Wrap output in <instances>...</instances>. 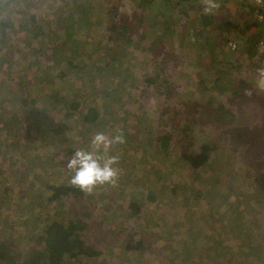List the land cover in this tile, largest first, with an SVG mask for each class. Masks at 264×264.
I'll use <instances>...</instances> for the list:
<instances>
[{
	"label": "rangeland",
	"instance_id": "obj_1",
	"mask_svg": "<svg viewBox=\"0 0 264 264\" xmlns=\"http://www.w3.org/2000/svg\"><path fill=\"white\" fill-rule=\"evenodd\" d=\"M72 1L0 0L2 15V8L14 5L6 28L10 27L9 38L17 39L12 49L0 43V78L2 63L9 55L36 49L37 40L29 41L27 29L19 27L23 11L33 15L35 22L39 20L36 27L42 29L53 14L59 22L65 20L59 12L65 14ZM87 1L97 5L90 14L84 8L76 16L81 23L72 31L75 47H68L72 41L61 44L75 55L81 69L72 66L65 78L63 73L57 77L59 61L54 60L48 70L46 62L41 71L34 66L28 70L34 78L43 74L52 81V89L70 96L76 87L81 100L101 103L110 112L74 133L77 128L70 132L64 121L55 127L47 111L39 110L41 120L26 129L14 116L9 118L10 105L0 108V239L9 245L15 261L38 244L35 236H24L28 231L39 233L42 224L32 213L27 214L28 207L35 205L38 193L48 192L49 183L63 180L66 161L76 148L87 147L91 136L103 131L124 137L111 150L119 157L117 183L97 186L88 193L89 199L77 208L72 205L84 219L91 218V239L105 249L95 263L264 264V90L256 87L257 70L264 68V47L260 46L264 21L253 18L248 1L219 0V13L211 14L217 21L195 39L189 28L197 29L202 17L189 6L200 7L199 0H186L184 5L170 0L173 7L159 10L158 1ZM120 31L133 40L119 42ZM24 33L26 40L19 41ZM252 34L259 39L253 47ZM231 40L237 41L236 48L229 46ZM113 56L118 59L115 75L109 68ZM154 72L159 73L155 78H160L159 91L150 85L145 89L140 83ZM12 75L19 79L17 68ZM133 77L137 79L132 89L122 86ZM99 84L102 92L110 90L107 102L98 94L88 96L89 88L99 89ZM120 87L121 91L131 90L122 93ZM37 95L31 92V97ZM56 96L51 91L46 98L57 100ZM80 109L78 106L77 111ZM63 117L70 116L65 112ZM141 121L146 126L139 139L146 138L153 123L152 136L158 130L170 133L169 153L155 155L133 144L131 139L138 134L135 127ZM203 143L210 146L204 164L193 168L180 158V152L197 151ZM131 201L140 204L138 213L132 212ZM51 208L44 207L38 216L47 217L54 211ZM125 238L145 245L126 250L120 240ZM111 239L113 243L107 247L105 241ZM251 241H258L256 248L248 244Z\"/></svg>",
	"mask_w": 264,
	"mask_h": 264
},
{
	"label": "trees",
	"instance_id": "obj_2",
	"mask_svg": "<svg viewBox=\"0 0 264 264\" xmlns=\"http://www.w3.org/2000/svg\"><path fill=\"white\" fill-rule=\"evenodd\" d=\"M155 1L160 2L158 10L166 5H171L172 7L174 6V4L169 2L170 0H148L147 4H152ZM185 2L186 0H178L177 3L184 5ZM96 5L97 2H88L87 0L78 2L77 0H73L72 3L66 5L68 11L65 14H62L61 11L59 12L61 18L66 17L65 20L62 21L61 19V22H59L56 15L53 14V16L49 18L50 20L48 23L42 26V29L40 27H36L39 20L35 22L33 15L28 14L25 10L23 11V15L19 17L21 19L19 21V27L24 26L25 29H27V33L29 34L27 39L29 41H31V38L32 40H37L36 43L33 44V47L36 45L37 50L35 49L32 53L27 52V49L24 51H14V54L9 55L10 57L2 63L4 70L2 71L3 76L0 78V108L2 109L6 105L11 106V109L8 112H11L12 114L9 115V118H13L14 116L17 123H21L24 128L26 127V129H28L27 125L32 127L37 121L41 120L42 117L40 111H47V113L51 114L53 117V121L55 120V127H57L58 124L63 123L61 121H64L67 123L70 132H74V128L76 127L77 130L74 132L76 133L91 127V124L103 117L106 112H110V110L108 111L107 106H102L101 103H99V105L90 104L84 99L81 100L80 96H77L76 94L78 93V89L76 87H74V91L73 93L71 92L72 95L70 96L64 91L52 89L50 86L52 81L48 79L45 80V77L42 76L43 74L37 75L36 72L37 76L34 78L31 71L28 70L32 69L34 66L36 70L41 71V69H43L44 62H46L44 66L47 67L46 70H48L51 68L54 60L59 61V66L55 68L56 72L59 74L57 77H61V73H63V77L65 78L67 69L69 70L72 66L81 69L78 63H75L74 61L76 60L75 55H71L67 50H65L68 49L67 46H61V44L66 41H72V45H68V47H75L73 44H75L77 40L73 37V32L76 27H80L81 23V18L78 19L76 16L79 13L84 12L82 10L84 8L87 9V14H90L95 9ZM13 7L14 5H11L9 9L2 8L4 15L0 13V43L3 42V44H5L4 46L9 49H12L11 44L17 40L9 38L11 37L8 31L10 27L6 28L10 22V14H12L11 11L13 10ZM191 8H194L195 15L198 18L202 17V21L199 23L197 29L195 27L189 28V34L193 30L194 36L192 37L196 39L197 37H195V35L200 36L202 32H204V29L211 26L213 20L216 22L218 18L216 19L215 15L204 14L201 11V7H198L195 4H191L189 9ZM162 24L164 25L167 23L164 21ZM151 25L154 27V21H152ZM163 25H161L160 28H163ZM212 27L215 26L213 25ZM196 30L197 33L195 32ZM27 33H24V36L20 38L19 41L26 40ZM122 34L123 36L120 40H118L119 42L133 40L130 35L128 36L126 33ZM215 38H218L217 34H215ZM250 40L251 47H253L259 39L256 35L252 34L250 35ZM57 47L59 48L57 49ZM55 49H57V51H55ZM1 52L2 51H0V53ZM213 58L214 56L212 54L211 61ZM117 61L118 59L113 56L111 62L109 63V68L114 71L111 75L116 74L115 63ZM215 62H218V60H215ZM22 67L25 69H22ZM8 68H17L19 79H16V77L12 75L15 69L12 71H6ZM132 76L133 75H131V77ZM156 77H159L158 72H154V76H146L140 79V83L144 84L145 89L148 85H150L159 91L158 88L161 85L160 78L155 79ZM32 79L36 82V86H32V88H30V86L34 83ZM134 79L137 78L133 77L130 84L122 86L131 88L134 83ZM240 80L245 82L244 79ZM230 81L233 82L232 79ZM85 87L89 88V86ZM98 87L99 89L96 90H94L93 87H90L88 96L93 98V95L98 94L101 95V97H104L105 102H107V98L110 97V90L102 92L101 88L103 85L99 84ZM131 89L121 91L120 87L119 91L127 93ZM33 91L38 93L36 97H31V92ZM51 91L57 95V100L46 98ZM111 105L114 107L113 102H111ZM54 106L57 108L56 111L53 109ZM78 106L81 108L79 111H77ZM65 112L68 113L70 117L63 120ZM54 113L57 115L55 116ZM49 114L47 115L48 118L50 116ZM60 114L61 118L58 117ZM145 126L146 124L141 121L139 126L135 127V131L138 134L131 139L133 144L135 146H140V150H147L155 155L163 156L166 153H169L170 148L172 147L170 133H162L158 130V134L152 136L156 130L154 129L156 128V124L153 123V127H150L147 131L146 138L139 139V134ZM209 148L210 146L207 143H203L199 146L197 151L180 152V158L182 157L187 164L195 168L196 166L202 165L206 162ZM158 158L162 157L158 156ZM55 172H57V170ZM70 175L71 173L67 171V174H64L63 180L49 183L48 192L46 190L44 193H38V196L34 198L35 205H37L36 207L35 205L29 206L30 202H27V205L29 206L28 211H26L27 214L32 213L35 220H42V224L41 231L39 233L31 235V232L28 231L24 234V236L26 235L29 238L35 236L38 244L27 250L26 256H24L21 260L18 259L15 261L11 251L8 249L9 245L2 240L3 238H1L0 264H100L95 262L105 254V249L99 244L93 243L94 240L91 239L92 225L89 220L91 218L84 219L77 209L75 210L72 206L74 205L77 208L83 200L86 198L89 199V195L87 192L82 191L80 188L70 183ZM7 189L8 186L5 187L4 191ZM172 191L175 190L172 189ZM147 193L150 198L154 197L152 191H148ZM48 206L52 207L51 211H54L49 212L47 217L41 218V216H38L40 213L37 214V212L44 207L48 208ZM129 206L132 207V212L135 213H138L141 209L140 204L138 205L135 201H131ZM84 214L87 215L86 212ZM94 217H96V215H94ZM108 230L111 231L114 236H119L114 231L110 229ZM120 240L123 242L124 249L126 250L138 249L140 247H144L145 245V243L141 240L137 242H131L130 238ZM112 243V239L110 241H105V245H107V247H109L108 245H111Z\"/></svg>",
	"mask_w": 264,
	"mask_h": 264
},
{
	"label": "clouds",
	"instance_id": "obj_3",
	"mask_svg": "<svg viewBox=\"0 0 264 264\" xmlns=\"http://www.w3.org/2000/svg\"><path fill=\"white\" fill-rule=\"evenodd\" d=\"M264 5V0H257ZM204 14L219 13V0H199ZM256 87L264 90V68L257 70ZM122 134L109 135L103 131L95 132L87 147L76 148L66 161V168L71 173L70 183L82 191L91 193L97 186L115 185L119 175L116 165L119 157L111 153L114 145L123 143Z\"/></svg>",
	"mask_w": 264,
	"mask_h": 264
},
{
	"label": "built area",
	"instance_id": "obj_4",
	"mask_svg": "<svg viewBox=\"0 0 264 264\" xmlns=\"http://www.w3.org/2000/svg\"><path fill=\"white\" fill-rule=\"evenodd\" d=\"M241 1H248L252 5L251 9V14L253 18L257 21H264V5H260L257 3V0H241ZM229 46L231 48H236L237 47V41L236 40H231L229 41ZM261 47H264V43H260Z\"/></svg>",
	"mask_w": 264,
	"mask_h": 264
},
{
	"label": "crops",
	"instance_id": "obj_5",
	"mask_svg": "<svg viewBox=\"0 0 264 264\" xmlns=\"http://www.w3.org/2000/svg\"><path fill=\"white\" fill-rule=\"evenodd\" d=\"M249 245H253L255 248L257 247V244H258V241L257 242H254V241H251L248 243ZM264 246V245H263ZM217 262V261H216Z\"/></svg>",
	"mask_w": 264,
	"mask_h": 264
}]
</instances>
